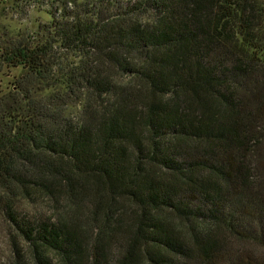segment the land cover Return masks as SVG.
I'll return each mask as SVG.
<instances>
[{
    "label": "trees",
    "instance_id": "obj_1",
    "mask_svg": "<svg viewBox=\"0 0 264 264\" xmlns=\"http://www.w3.org/2000/svg\"><path fill=\"white\" fill-rule=\"evenodd\" d=\"M0 35L9 264H264V0H44Z\"/></svg>",
    "mask_w": 264,
    "mask_h": 264
},
{
    "label": "rangeland",
    "instance_id": "obj_2",
    "mask_svg": "<svg viewBox=\"0 0 264 264\" xmlns=\"http://www.w3.org/2000/svg\"><path fill=\"white\" fill-rule=\"evenodd\" d=\"M49 10L44 0H0V35L15 37L21 31L36 32L51 20ZM20 73V67L0 64V90L8 91ZM7 232L8 225L0 218V264H9L12 257Z\"/></svg>",
    "mask_w": 264,
    "mask_h": 264
}]
</instances>
